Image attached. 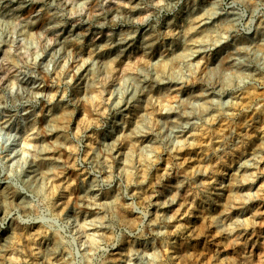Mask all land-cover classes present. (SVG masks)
Segmentation results:
<instances>
[{
    "label": "rangeland",
    "instance_id": "obj_1",
    "mask_svg": "<svg viewBox=\"0 0 264 264\" xmlns=\"http://www.w3.org/2000/svg\"><path fill=\"white\" fill-rule=\"evenodd\" d=\"M0 193V264H264V0H0Z\"/></svg>",
    "mask_w": 264,
    "mask_h": 264
},
{
    "label": "bare ground",
    "instance_id": "obj_2",
    "mask_svg": "<svg viewBox=\"0 0 264 264\" xmlns=\"http://www.w3.org/2000/svg\"><path fill=\"white\" fill-rule=\"evenodd\" d=\"M4 198H6L5 194L4 193H0V199H4ZM1 234H7V233L2 231V230H0V236H1ZM4 237H5V235H4Z\"/></svg>",
    "mask_w": 264,
    "mask_h": 264
}]
</instances>
